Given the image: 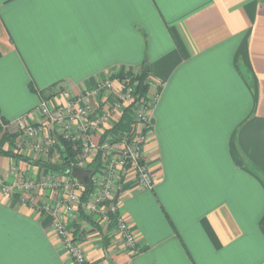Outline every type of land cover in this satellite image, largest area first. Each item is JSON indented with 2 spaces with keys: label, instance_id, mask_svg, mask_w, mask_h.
Masks as SVG:
<instances>
[{
  "label": "crops",
  "instance_id": "0c3cea01",
  "mask_svg": "<svg viewBox=\"0 0 264 264\" xmlns=\"http://www.w3.org/2000/svg\"><path fill=\"white\" fill-rule=\"evenodd\" d=\"M144 70L163 84L146 145L155 186L128 175L118 188L142 250L83 217L89 263L264 264V0H0L6 121ZM15 139L0 132V150ZM15 164L47 173L0 156L9 183ZM53 221L0 193V264H73Z\"/></svg>",
  "mask_w": 264,
  "mask_h": 264
},
{
  "label": "built area",
  "instance_id": "2783aa9c",
  "mask_svg": "<svg viewBox=\"0 0 264 264\" xmlns=\"http://www.w3.org/2000/svg\"><path fill=\"white\" fill-rule=\"evenodd\" d=\"M149 84L146 98L138 99L134 78L109 74L98 79L96 88L77 96L44 98L34 111L17 120L6 121L0 113V132L16 137L14 154L26 162L61 166L60 151H65L66 143L77 153L66 173L49 170V174L29 175L15 164L11 183L0 174V193L54 219L55 235L73 264H90L83 245V216L99 226L112 227L117 239L133 254L142 250L122 212L118 188L128 175H133L142 189L153 190L155 186L146 145L163 84L152 80ZM129 107L133 125L115 137L110 131ZM98 158L102 159L100 170L85 177L92 192L84 202L85 179L73 177L72 170H88Z\"/></svg>",
  "mask_w": 264,
  "mask_h": 264
},
{
  "label": "trees",
  "instance_id": "16d2710c",
  "mask_svg": "<svg viewBox=\"0 0 264 264\" xmlns=\"http://www.w3.org/2000/svg\"><path fill=\"white\" fill-rule=\"evenodd\" d=\"M130 77L134 78L138 82L137 93H136V95L138 96V99H140L142 97L146 98V95H147L149 88H150L149 72L144 70L140 74H133V75H130ZM44 98L46 99L47 97L45 96ZM133 122H134L133 110H132V107H129V109L126 110L124 117L122 118L120 123H118L117 126L114 127L110 132H112V134L115 137H119L120 134L123 133V131L129 129L130 126L133 125L132 124ZM65 146H66L65 151H60L62 154V158H63V164L60 167L67 169L66 167H69V165L73 161L76 160L77 153L75 151H73L71 144L66 143ZM0 156H7V157L14 158L16 160L18 159L21 161H25L19 154H14L13 152H10V151L0 150ZM101 162H102V159L98 158L97 161L94 163V165H92L88 170L81 171L78 169H74V170H72V175H73V177H77L81 180H84L85 177L92 175L93 173H95L96 170H100V168L102 167ZM84 184H85L86 190L84 191L82 201L85 202L88 200V196L92 192V186H91V183H89V182L84 183ZM83 217L88 218L85 216H83Z\"/></svg>",
  "mask_w": 264,
  "mask_h": 264
},
{
  "label": "water",
  "instance_id": "95a60500",
  "mask_svg": "<svg viewBox=\"0 0 264 264\" xmlns=\"http://www.w3.org/2000/svg\"><path fill=\"white\" fill-rule=\"evenodd\" d=\"M146 70L148 71L149 69L146 68ZM38 166H41L45 169H49L51 171H55V172H61V173H66L67 170L63 167L57 166V165H51V164H38ZM85 182L88 183L89 179H85Z\"/></svg>",
  "mask_w": 264,
  "mask_h": 264
},
{
  "label": "rangeland",
  "instance_id": "374dc122",
  "mask_svg": "<svg viewBox=\"0 0 264 264\" xmlns=\"http://www.w3.org/2000/svg\"><path fill=\"white\" fill-rule=\"evenodd\" d=\"M46 172L49 174V169L48 170H46ZM33 174H36V171H33Z\"/></svg>",
  "mask_w": 264,
  "mask_h": 264
}]
</instances>
